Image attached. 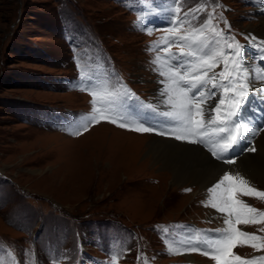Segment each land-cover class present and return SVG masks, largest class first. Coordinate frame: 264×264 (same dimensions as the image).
Returning a JSON list of instances; mask_svg holds the SVG:
<instances>
[{"label": "rangeland", "instance_id": "1", "mask_svg": "<svg viewBox=\"0 0 264 264\" xmlns=\"http://www.w3.org/2000/svg\"><path fill=\"white\" fill-rule=\"evenodd\" d=\"M254 2L0 0V264H216L201 254L209 251L205 242L216 238L215 230L227 227V214L203 203L213 186H178L171 183L169 166L150 165L144 151L126 154L124 144L144 146L148 137L157 135L107 119L91 123L90 92L111 93L96 107L109 109L118 122L141 126L127 112V94L143 95L147 108L154 105L155 116L174 122L162 115L169 110L162 102L166 97L156 101L160 82H168L160 73L175 67L180 53L175 46L167 55L169 44L162 38L176 28L188 34L203 27L202 39L199 33L190 38L196 57L198 49L203 55L230 53L227 45L239 44L249 77L258 76L255 64L263 67L264 41L251 31L261 28L264 10ZM158 4L177 15L172 26L167 27L172 22H166L165 12L151 8L153 17L166 15L162 22L146 15L149 5L157 9ZM208 16L220 37L209 28ZM152 21L154 27L149 26ZM222 70L221 60L212 73ZM74 75H81L82 85L67 82ZM257 95L261 100L252 98ZM248 100L237 119L242 126L251 112L259 121L264 117V94L251 92ZM253 127L250 133L264 130V124ZM77 131L82 134H74ZM195 144L215 160L207 144ZM248 144L245 140L244 146ZM254 148L244 163L251 175L260 153ZM225 173L236 175L230 169ZM245 179L264 191V178ZM238 198L264 211V200ZM237 227L264 237V222ZM190 248L201 251H187ZM233 252L246 260L264 256V249H254L243 239Z\"/></svg>", "mask_w": 264, "mask_h": 264}, {"label": "snow or ice", "instance_id": "2", "mask_svg": "<svg viewBox=\"0 0 264 264\" xmlns=\"http://www.w3.org/2000/svg\"><path fill=\"white\" fill-rule=\"evenodd\" d=\"M207 24L216 37L222 35L220 31L211 27V17H209ZM197 32L202 36L203 27L185 35H180V29L176 28L173 29V37L165 36L162 38V42L168 44L170 38L186 41L190 38H196ZM170 47L171 45L164 49L167 55H171ZM227 47L230 53L214 51L209 55L196 57L194 52H185L183 46H180V56L193 57L196 62L190 63L186 67H169L167 72L160 73L161 76H166L168 80L161 95L166 96L163 103L168 106L169 110L164 111L162 115L175 121L177 129L171 133L158 132L157 134H172L177 140L208 144L209 151L217 160L223 159L226 163H235V160L227 154L244 143L247 134L251 131L237 122V119L243 110V106L250 99V93L253 89L249 80L250 71L241 58V46L230 43ZM160 60L161 57L158 56L157 62ZM221 60L223 61V70L209 75ZM261 74L264 75V72ZM217 80L219 83L216 82ZM161 82L163 83V81ZM207 85H211L212 89L219 88L221 96L218 102L207 110L206 118L202 105L206 103L207 99L214 98L216 95L215 92L207 91ZM90 95L93 97L92 104L94 105L93 115L88 118L91 123H98L100 119H107L112 123H118L119 127L129 128V130L154 131V129L142 125L132 127L123 122H118L117 118L108 114L109 109L96 107L97 104L106 102L111 93L101 94L97 91H91ZM149 107L152 106L149 105ZM153 111L156 109L153 108ZM83 130H88L87 124L84 125ZM74 134L80 135L82 133L77 131ZM247 150L255 151V148L249 147ZM186 191H190V189H186ZM208 192L210 197L206 202H203L205 207L210 206L221 213H226L224 224L227 227L216 229V238L205 242L209 251H201L199 248H190L187 251H201V254L210 256L215 260L216 264H258V262H264V256L246 260L233 252L237 246V241L241 239L254 249H264V237L249 234L237 227L240 224L264 222V211H260L238 198V195H243L264 200V191L252 187L249 181L238 173L236 175L225 173L218 183L208 189ZM252 241H259V243H252ZM169 251L172 249L170 248Z\"/></svg>", "mask_w": 264, "mask_h": 264}, {"label": "bare ground", "instance_id": "3", "mask_svg": "<svg viewBox=\"0 0 264 264\" xmlns=\"http://www.w3.org/2000/svg\"><path fill=\"white\" fill-rule=\"evenodd\" d=\"M254 1H255L254 2L255 6H257L259 9L264 10V0H254ZM260 19H261L260 20L261 28L258 29L253 28L252 31L251 30L250 31L254 34L253 36H255L256 39L264 41V16L260 17ZM200 37L202 39L203 35ZM198 41L199 40H196V43ZM200 53H202V51L198 52L199 56H201ZM182 59L184 60L186 66H188L190 63L196 62V60L191 58L190 56H182ZM209 75H212V73H210ZM249 80L253 89L252 94H259V93L260 95L264 94V75L258 73V76L257 75L255 76L253 74L252 77H249ZM216 82L219 83V80H217ZM167 83L168 82H164V81L163 83L160 82L159 97L156 101L157 103L158 102L161 103L160 100L161 97H166V96H162L161 92L165 89ZM206 89L207 91L215 92L216 94L215 97L212 98L211 101H209L211 102L210 104H207L206 106H202L205 110V114L207 118V110L218 102V99L221 96V90L219 88L212 89L211 85H207ZM252 98H254V100H261L259 95H257V97L253 96ZM254 100H250L251 104L254 106L259 105L260 107L258 101H254ZM247 102H249V100ZM140 108H141L140 111H142V114H144L147 119H150L156 122L157 124H166L165 126L160 125L164 130L167 131L169 129L170 132H173L174 130L177 129V125L175 121L171 123L169 122V120H166L165 122V119L162 116H158V114L157 116H155L154 112H152L151 109L148 110L143 106H140ZM261 108H263V106ZM254 117L257 119H254ZM258 122L260 124H256ZM261 124H264V117L262 116L261 120L259 121L258 117L254 116V113L252 112L249 113L248 120L246 122L244 121V126H246L250 130L254 129L253 127L254 125H256L257 128ZM250 132L247 134L248 137H246L247 139L245 140H248L249 143L248 145L249 146L251 145L250 147L254 146L258 149L259 148L258 144L260 143L262 145V143L264 142V130L261 131L259 130V128H257V130L254 133H250ZM157 133H154L157 136L154 135L148 137L147 138L148 141L144 143V146L143 143H141L142 145L139 146L137 144L136 146L130 144H126V145L124 144L123 151L129 155L133 154L130 151L134 152L136 150L137 152L136 154L144 151L146 154L145 161L148 162L150 165H156L157 167L160 168L163 166H169L171 170H169V172L167 173L168 175H171V183L173 184H178V186H181V185H187L189 183L193 184L194 182L201 184V186L204 185L214 186L216 183L219 182V180L223 177L225 171L228 169L235 172V174L237 173L240 174L244 178L245 176H249L251 178H254L256 176L260 178H264V152L262 154V151H264V147L259 148L260 153L259 155H257L259 159L256 158L255 160L256 166H254L255 170L251 175L250 172L246 171L244 165L246 156L249 154L248 153L249 151L247 150L249 146L248 145L244 146V143H241L239 147L235 148L234 151L231 152L232 154L231 153L227 154L232 156L235 153L236 156L233 158L235 160V163H226L225 160L223 159L217 160L216 157H214L215 158L214 160L213 158L209 157V155L206 153L207 151L204 152L205 150L202 147L200 146L198 147L199 144L197 145L195 143H189L187 140L182 141V140H177L176 138L175 139L171 138L170 137L171 134L158 135ZM207 149L209 150L208 144H207ZM239 154L241 155L237 156ZM261 168L263 171L260 170ZM216 215H220V214L215 213V216ZM183 255L186 256L188 259H195L191 255L188 256L187 253H184Z\"/></svg>", "mask_w": 264, "mask_h": 264}]
</instances>
